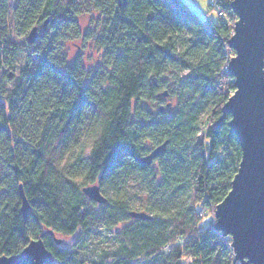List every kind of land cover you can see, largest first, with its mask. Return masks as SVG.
I'll use <instances>...</instances> for the list:
<instances>
[{
	"label": "trees",
	"instance_id": "trees-1",
	"mask_svg": "<svg viewBox=\"0 0 264 264\" xmlns=\"http://www.w3.org/2000/svg\"><path fill=\"white\" fill-rule=\"evenodd\" d=\"M232 1L209 7L234 18ZM88 4L99 14L82 34L102 53L95 69L81 54L69 61L65 46L81 34L80 5L0 0V70H13L10 88L0 85V255L42 237L51 264H241L231 237L200 214L230 191L242 156L222 111L236 88L224 69L233 34L226 16L212 18L186 0ZM35 25L41 36L28 40L14 73L24 45L13 34ZM164 142L150 163L139 160ZM94 183L105 203L84 193ZM99 223L114 227L117 244L92 259L48 232L81 231L84 240Z\"/></svg>",
	"mask_w": 264,
	"mask_h": 264
},
{
	"label": "water",
	"instance_id": "water-1",
	"mask_svg": "<svg viewBox=\"0 0 264 264\" xmlns=\"http://www.w3.org/2000/svg\"><path fill=\"white\" fill-rule=\"evenodd\" d=\"M231 6L237 18L228 44L235 55L230 60L227 74L234 77L236 90L223 104L222 111L231 115L229 124L239 140L242 156L230 191L216 205L214 227L231 237L235 259L241 264L253 262L247 256L241 262L239 252L241 255H252L256 264H264V0H233ZM39 36L41 32L35 25L27 38L34 42ZM170 105V102L167 103V106ZM236 112L239 113L237 131L233 127L236 121L232 119ZM165 147L166 142L139 160L150 163L164 152ZM83 191L98 203L107 200L97 183L86 185ZM20 195L22 211L26 215L30 204L22 184ZM130 215L151 217L144 211H131ZM237 229L243 231L247 238L242 241L238 233L236 240ZM48 232L57 244L62 242L52 229ZM36 251L41 253L43 264L55 261L53 252L47 248L43 238L38 237L32 238L19 252L1 254L0 264H33V259H36L33 252Z\"/></svg>",
	"mask_w": 264,
	"mask_h": 264
},
{
	"label": "rangeland",
	"instance_id": "rangeland-1",
	"mask_svg": "<svg viewBox=\"0 0 264 264\" xmlns=\"http://www.w3.org/2000/svg\"><path fill=\"white\" fill-rule=\"evenodd\" d=\"M67 1V0H65ZM75 4L80 5L82 9V13L79 15V24L81 28V34L79 36L76 35V33H71V36L66 40L65 46L68 51L69 55V61H73V59L78 55L81 54L83 57V60L87 66V68L95 69L97 66H99L101 63H103L102 53L100 50H98L91 40H85L83 33H85L88 28L92 25H94V22L97 20L99 14L97 11L92 9V7L88 4V0H73ZM193 8L195 9H202V11L207 12L210 17H216V16H226L225 13L222 15L218 14V11H216V8L211 9L209 7V3L214 4L216 0H207V4L205 5L204 0H186ZM16 0H12V4L15 5ZM201 11V10H200ZM237 16L234 15V18H229L228 16L225 17V19L228 21V23L231 26V29L233 31L234 22L236 20ZM43 31L42 26L39 27V32ZM27 34L18 36L13 34V38L16 42L21 43L24 45V50L20 54L17 66L15 67V72H18L19 68L22 67L25 64V55H26V49L28 44ZM230 48V47H229ZM231 58L235 55V52L231 49ZM13 70L9 67H3L0 70V85H5V87L8 89L12 85V80L9 81L7 74L9 72H12ZM14 75H12L11 78H13ZM235 79L233 78L232 81ZM236 88L233 89V91L229 92V96L233 95ZM229 98V97H228ZM173 98H168V102H174ZM164 105V104H163ZM130 181V180H129ZM132 181V180H131ZM128 184L131 186L132 182H128ZM135 189L137 187L135 186ZM115 190H112L111 193L113 194ZM139 201L138 199H134L133 201ZM216 206H207L200 210V214L202 216V223L205 225H209L216 222V215H215ZM130 221H126L124 223H129ZM105 227L103 225L96 224L94 225V228L91 230L90 234L83 240L81 239V231H77L74 234L71 235H64L60 234V238L62 239L63 243L66 245L69 244H79V250L82 253L84 258L92 259L95 258L98 253L101 252V250H112L116 247L117 244V238L113 233H111V229ZM79 239L81 240L79 242ZM167 250V248H166Z\"/></svg>",
	"mask_w": 264,
	"mask_h": 264
},
{
	"label": "snow or ice",
	"instance_id": "snow-or-ice-1",
	"mask_svg": "<svg viewBox=\"0 0 264 264\" xmlns=\"http://www.w3.org/2000/svg\"><path fill=\"white\" fill-rule=\"evenodd\" d=\"M204 3L206 5L207 4V0H204ZM241 14L243 15V13H241ZM238 115H239V113L236 112L235 115L232 116V119L234 121H236V123L233 125V127L236 129V131H237ZM241 174H242V172L240 174H238V175L241 176ZM238 233H239V236H240L242 241L247 238L246 234L243 231L237 229V230H235L236 240H237V234ZM239 254H240L241 262H243L244 258L247 256L249 258V260L253 262V264H256L255 260H253V258H252V255H250V254L241 255L240 252H239ZM33 257L36 258L35 260L33 259V264H43V261L41 259V253L39 251L33 252Z\"/></svg>",
	"mask_w": 264,
	"mask_h": 264
},
{
	"label": "built area",
	"instance_id": "built-area-1",
	"mask_svg": "<svg viewBox=\"0 0 264 264\" xmlns=\"http://www.w3.org/2000/svg\"><path fill=\"white\" fill-rule=\"evenodd\" d=\"M218 14L219 15H222L223 14V11L221 9L218 10ZM230 60H231V54H230V57L226 60L225 65H224V69H225V72L226 73H227V70H228V67H229Z\"/></svg>",
	"mask_w": 264,
	"mask_h": 264
}]
</instances>
